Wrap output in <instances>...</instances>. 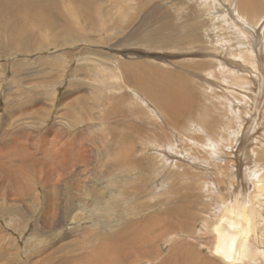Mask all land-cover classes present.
I'll return each instance as SVG.
<instances>
[{"label": "rangeland", "instance_id": "rangeland-1", "mask_svg": "<svg viewBox=\"0 0 264 264\" xmlns=\"http://www.w3.org/2000/svg\"><path fill=\"white\" fill-rule=\"evenodd\" d=\"M20 1L0 4V264H115L123 229L154 246L143 264H188L190 249L229 264L211 253L226 208L254 220L256 260L239 264H264V0L245 36L238 0ZM166 15L198 42L162 41ZM147 71L190 102L179 129L154 100L168 88L126 79Z\"/></svg>", "mask_w": 264, "mask_h": 264}, {"label": "bare ground", "instance_id": "bare-ground-1", "mask_svg": "<svg viewBox=\"0 0 264 264\" xmlns=\"http://www.w3.org/2000/svg\"><path fill=\"white\" fill-rule=\"evenodd\" d=\"M14 5H10L11 3V0H0V4L2 6L3 9L5 10H12L14 12H17L18 11V8L20 7V0H12ZM33 2V4L37 5L39 1L37 0H30ZM37 1V2H36ZM260 0H238L236 1L237 3H239V6L237 5V11L239 10L243 15H240V18H239V21H235L237 26L235 27H239V26H242L243 25H247V24H250V26H253V25H256L258 24L257 21H260V16H259V11L262 10V7L263 5H260V7H258V2ZM262 1V0H261ZM236 3V4H237ZM263 3V2H262ZM32 4V3H31ZM216 6V5H215ZM26 7V6H25ZM32 7V5H31ZM35 7V6H34ZM37 7V6H36ZM85 9L82 10V22H84L85 24H88V25H92L94 24V20L93 18L95 19V17L93 16L92 12H91V8L90 10L87 9L88 6H84ZM193 7V6H192ZM223 7V6H222ZM232 7V5H231ZM33 8V7H32ZM194 8V7H193ZM234 9V6L232 7ZM23 9V8H22ZM196 9V8H194ZM232 9V10H233ZM20 10V9H19ZM26 10V9H25ZM35 10V9H34ZM154 10V9H153ZM214 10V9H212ZM218 10V9H217ZM235 10V9H234ZM23 11V10H22ZM36 11V10H35ZM34 11V13H35ZM39 11V7H38V10L37 12ZM50 10L48 9H42L39 13L42 14V15H45V14H50L49 12ZM219 12H222L219 10ZM39 14V15H40ZM234 14V13H233ZM27 16L28 15V12H27ZM51 17V16H50ZM235 19L237 18L236 15H234ZM225 21L228 22V20L223 17ZM233 18V17H232ZM223 20V19H222ZM220 20V21H222ZM232 20V19H231ZM230 20V21H231ZM245 20V21H244ZM20 21V20H19ZM224 21V22H225ZM246 21H249L248 23H246ZM22 22V21H21ZM21 22H18V23H21ZM60 22V21H58ZM56 22V23H58ZM223 22V21H222ZM225 22V23H227ZM164 26L162 27V29H158V30H155L153 33L158 32L162 34L161 36V40L164 41L166 44H169L170 42H176L177 43H180V44H186V43H197L198 40H195L193 38H195V32L192 30L190 31V29L188 28V25L186 26H180V27H174L173 24H171L170 22V17L168 15H166V18H164V21H163ZM191 23V22H190ZM195 23V22H194ZM234 23V22H233ZM192 24V23H191ZM223 24V23H222ZM215 25V24H214ZM245 25V26H246ZM223 26V25H222ZM225 26V25H224ZM227 26V25H226ZM228 26H230L228 24ZM259 27V26H257ZM189 29V32L185 31L184 30L181 32L180 29ZM195 28V26H193V29ZM240 28V27H239ZM246 29L249 30V28H243L241 27L240 28V35H244L243 33L246 31ZM250 29H253V28H250ZM166 30H169L170 32L168 33ZM198 30V29H196ZM213 30V28H211V31ZM234 30V29H232ZM256 30V29H255ZM258 30V29H257ZM222 31V30H221ZM225 31H230L228 28L225 27ZM234 32V31H233ZM256 32V31H255ZM258 33V32H257ZM231 34V33H230ZM229 34V35H230ZM247 34V33H246ZM252 34V33H251ZM250 34V35H251ZM255 34V33H254ZM29 35H31V38L33 37L34 32L30 31L29 32ZM237 35V33H236ZM236 35L235 37L231 36L230 37V40L228 41H231L232 39L236 38ZM249 35V34H248ZM191 36V37H190ZM226 36V35H225ZM239 36V35H238ZM245 36V35H244ZM253 39L254 37L251 36ZM245 38V37H244ZM241 39V38H240ZM247 39V38H246ZM143 40H146L145 38ZM222 40L225 42H227L226 40V37L222 36L219 41ZM237 41V40H236ZM253 42L255 40H252ZM238 42V41H237ZM245 42V41H244ZM243 42V43H244ZM262 43V42H261ZM264 43V42H263ZM227 44H229L227 42ZM259 44V42H258ZM244 45V44H243ZM252 46V45H250ZM249 46V47H250ZM256 46V45H255ZM252 48V47H250ZM258 48V47H257ZM245 50L246 48L244 49H241V56L243 55V53H245ZM252 50V49H251ZM262 50V49H261ZM258 51V50H257ZM256 51V52H257ZM249 52V51H248ZM259 53V52H258ZM257 53V54H258ZM248 54V53H247ZM245 55V54H244ZM243 55V56H244ZM251 55V54H250ZM255 55V54H254ZM263 55V53H262ZM238 56V55H237ZM241 56H239V58H241ZM263 57V56H262ZM247 58V57H246ZM257 58V57H256ZM245 59V58H244ZM243 60V59H242ZM246 60H244L245 62ZM254 61V60H253ZM199 62V61H198ZM256 62V61H255ZM252 63V61H251ZM257 65V64H255ZM129 67V66H128ZM152 68V67H151ZM189 69V68H188ZM207 69V68H206ZM222 69V68H221ZM236 69V68H235ZM234 69V70H235ZM126 70V69H125ZM129 70V69H128ZM131 70V69H130ZM151 70V69H150ZM224 70V69H222ZM227 70V69H226ZM225 70V71H226ZM230 70V69H229ZM153 71V70H152ZM236 71V70H235ZM128 72V71H127ZM154 72V71H153ZM190 72V71H189ZM231 72V71H230ZM133 73V71H132ZM146 73L144 77L142 78H138V76L136 74H132L133 75V78L131 77H128L126 78L128 81H132L133 84L138 88H141V87H144L146 90H150V89H156L157 86H162L164 85V88H168L167 89V93L163 91L162 89V92L159 93V95H156L154 97V100H156L158 106H159V109L161 110V112L163 113L164 117H165V124L169 125L170 127H173V128H177L179 129V121L181 119H183V117L187 114V112L189 111V108H191L190 106V102L188 103L186 98H180L179 95L177 93V89L175 87H168L166 84H164L165 82H156V81H152V80H148L149 79V76H148V73L149 71L147 72H144ZM150 74V73H149ZM160 74V73H159ZM126 76H128L127 74H125ZM144 75V74H143ZM183 75V74H182ZM181 75V76H182ZM207 75V74H206ZM231 75V74H230ZM172 76V75H171ZM241 76V75H239ZM238 76V77H239ZM158 77V76H157ZM245 77V76H244ZM249 77V76H248ZM250 78V77H249ZM171 79V78H170ZM179 79V78H178ZM187 79V77H186ZM237 79V78H236ZM173 80V79H172ZM180 80V79H179ZM196 80V79H195ZM238 80V79H237ZM247 81V80H246ZM245 81V82H246ZM256 81V80H255ZM188 82L189 79H188ZM249 82V81H248ZM226 83V82H225ZM235 83V82H234ZM250 83V82H249ZM192 85V84H191ZM243 85V84H242ZM184 86H186V83H184ZM195 86V85H194ZM249 86V85H248ZM247 86V87H248ZM191 87V86H190ZM235 87V86H234ZM158 89V88H157ZM156 89V90H157ZM179 89V88H178ZM199 89V88H198ZM139 92V91H138ZM232 93V92H231ZM223 96V95H222ZM217 97V96H216ZM215 97V98H216ZM224 97V96H223ZM189 101V100H188ZM222 101V100H221ZM192 104V103H191ZM215 107V106H214ZM215 110V109H214ZM221 114V113H220ZM224 116V115H223ZM217 117V116H216ZM216 119V118H215ZM219 119V118H218ZM211 120V119H210ZM209 120V122H211ZM221 121V120H220ZM198 123V122H197ZM222 123V122H221ZM166 125V126H167ZM214 126L215 125H211V124H206L205 123V134H202L201 136H204L206 135V132H207V136L210 140H214V136H215V132H214ZM197 127V126H196ZM217 127H220V126H217ZM163 128V127H162ZM182 129V128H181ZM217 129V128H215ZM176 130V129H174ZM179 131V130H178ZM182 132V131H181ZM183 133V132H182ZM170 134V133H169ZM168 135V131L167 130H164V133H163V136L164 137H167ZM169 136V135H168ZM218 138H221L219 137V135L217 136ZM225 137V136H224ZM172 144V143H170ZM160 146V145H158ZM159 152V151H158ZM123 159V158H122ZM128 163L127 160H124L123 162H119V164H114L117 165L116 167H118V170L121 171L122 169H128V167H130L129 164H126ZM253 184V183H252ZM260 186L261 188H264V181L262 179V183H260ZM260 192V190H259ZM263 193V192H261ZM259 195V194H257ZM263 196V195H261ZM260 197V196H259ZM260 199V198H259ZM258 199V200H259ZM234 216V217H231V216ZM160 222V221H158ZM171 229H174L175 226H179L178 223H176V220H173L171 219L169 221V223H167ZM211 232L214 234V239L215 242H214V246L212 247V252L215 256H218L222 261L223 263H229V264H239V263H242L244 262L245 260H250V259H254L255 257H257V254H258V251L257 253H254L253 250H252V247L254 246V240L255 238L252 240V242H250L251 240L249 239L251 234L253 232H256L255 231V227H254V220L252 218V216L250 215V213L246 210V209H237V210H232L230 208H226L222 211V213L219 215V218L216 219V221L212 224L211 226ZM91 233V232H90ZM116 237H113L111 241V246L112 248L115 250V255H114V259L117 260L115 262V264H143L146 260H152V253L153 250H154V246L153 247H149V248H146V250H144L145 247L148 246L147 242L145 240H147L146 237H143L141 239H138V240H135L133 238H130L129 240L126 239V237H128V233L125 229L123 230H119L116 232ZM112 235V236H114ZM254 235V234H253ZM111 236V237H112ZM100 238V237H98ZM115 238V239H114ZM212 238V237H211ZM253 238V237H252ZM107 239V238H105ZM104 239V240H105ZM103 240V239H102ZM100 242V240H99ZM109 242V241H108ZM95 243V242H94ZM101 243V242H100ZM106 243V242H105ZM104 243V244H105ZM253 243V244H252ZM108 244V243H107ZM249 245L251 248H249ZM252 245V246H251ZM96 246V245H95ZM98 247L100 246L99 243L97 245ZM102 246V244H101ZM100 246V247H101ZM114 246V247H113ZM99 247V248H100ZM103 247V246H102ZM117 247V248H115ZM211 247V246H210ZM105 249V247H103ZM111 248V249H112ZM92 250V249H91ZM101 250V249H100ZM99 250V251H100ZM107 250V249H106ZM177 251V249L173 248V252L174 251ZM93 252V251H92ZM104 252V251H103ZM112 252V251H111ZM251 252V253H250ZM113 253V252H112ZM107 255V253H104ZM102 254V255H104ZM188 254H191V260L190 263L188 264H211V260L210 259H206L205 257H203L200 253H196L194 252L193 249H190V251H188ZM251 254V256H250ZM101 255V253L99 254ZM113 255V254H112ZM134 256V257H133ZM170 254L168 256H166L162 261H160L158 264H177L176 262H173L172 260H169ZM106 257V256H105ZM103 258V257H102ZM108 258V256H107ZM106 258V259H107ZM101 259V258H100ZM99 259V262H102L100 261ZM109 261H110V257L108 258ZM154 260V258H153ZM218 260V259H216ZM256 260V259H254ZM219 261V260H218ZM105 262V260H104ZM98 263V262H97ZM108 263V262H107ZM106 264V262H105ZM111 264V263H110ZM257 264V263H256Z\"/></svg>", "mask_w": 264, "mask_h": 264}]
</instances>
